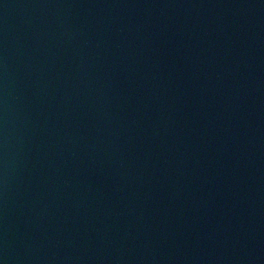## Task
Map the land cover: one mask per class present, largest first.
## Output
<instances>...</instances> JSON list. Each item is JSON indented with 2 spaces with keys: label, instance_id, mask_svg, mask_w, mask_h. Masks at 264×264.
<instances>
[{
  "label": "water",
  "instance_id": "water-1",
  "mask_svg": "<svg viewBox=\"0 0 264 264\" xmlns=\"http://www.w3.org/2000/svg\"><path fill=\"white\" fill-rule=\"evenodd\" d=\"M0 264H264V0H0Z\"/></svg>",
  "mask_w": 264,
  "mask_h": 264
}]
</instances>
